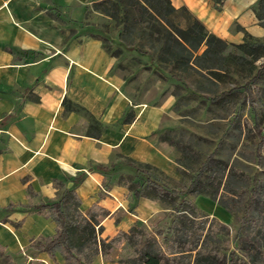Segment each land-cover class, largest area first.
Instances as JSON below:
<instances>
[{
    "label": "crops",
    "instance_id": "1",
    "mask_svg": "<svg viewBox=\"0 0 264 264\" xmlns=\"http://www.w3.org/2000/svg\"><path fill=\"white\" fill-rule=\"evenodd\" d=\"M171 1L229 43H241L244 32L264 41L257 0ZM91 5L92 0H0V217L19 228L12 231L15 239L7 234L15 247L32 236L37 243L55 234V223L36 207L53 199L57 187H75L84 216L93 207L95 213L106 211L98 217L99 238L106 241L159 210L158 202L136 198L124 186L100 189L103 175L96 167L108 171L115 156L170 169L168 146L157 139L169 102L135 103L127 94L119 57L106 51L107 33L94 23L104 16ZM68 100L99 122L97 137L89 136L82 111H66ZM103 255L91 264H113ZM56 257L50 260L56 263Z\"/></svg>",
    "mask_w": 264,
    "mask_h": 264
},
{
    "label": "trees",
    "instance_id": "2",
    "mask_svg": "<svg viewBox=\"0 0 264 264\" xmlns=\"http://www.w3.org/2000/svg\"><path fill=\"white\" fill-rule=\"evenodd\" d=\"M91 9L110 19L118 29L120 48L111 49L108 46L106 49L115 57L121 56L124 47L146 55L151 63H191L193 67L208 72L222 69L228 56L236 64H252L254 60L264 57V43L259 38L244 32L241 43H229L207 30L185 6L174 8L171 0H92ZM254 10L260 25L264 27V0H257ZM102 38L103 43L109 40L106 36ZM135 38L140 40L137 46L128 44ZM146 45L153 51L144 48ZM229 48L235 52L227 54ZM260 64L249 81L222 91L209 101L220 103L233 93L243 95L251 109L253 123L249 130L258 137L255 158L258 165H263L264 111L261 109L264 108V88L259 82H264V61ZM171 76L178 78L175 74ZM68 101L64 103L66 111H82L78 105ZM89 116L88 134L97 137L101 132L100 124ZM132 116V113H128L125 120L130 121ZM159 138L169 142L164 136ZM176 146L180 147L179 144ZM127 165L135 174L144 176L146 185L156 197L164 200L178 198L172 208V220L165 229L153 227L148 230L136 224L128 232L120 231L108 241L100 239L102 228L98 217L106 215V211L98 209L100 213H95L93 207L92 212L84 216L79 210L80 200L75 187L63 188L55 202L36 207L39 213L51 218L56 231L54 235L37 242L35 251L45 252L54 261L59 254L65 264H91L97 254L109 253L115 247L126 244L131 255L123 261L124 264H264V170H257L252 176L243 215L237 219L240 225L232 237L236 247L227 253L211 244L217 229L214 230L211 225L206 227V220L200 219L197 208L186 197L203 186L200 178L211 172L213 166L224 165L222 160L215 158L214 150L201 163L198 173L185 190L170 188L162 183L148 169L149 164ZM96 170L105 172L106 168L98 166ZM231 175L230 171L228 181ZM81 180V177L75 179L74 185ZM133 193L136 198L143 196L142 189H134ZM217 226L221 234H228L226 225L218 223Z\"/></svg>",
    "mask_w": 264,
    "mask_h": 264
},
{
    "label": "rangeland",
    "instance_id": "3",
    "mask_svg": "<svg viewBox=\"0 0 264 264\" xmlns=\"http://www.w3.org/2000/svg\"><path fill=\"white\" fill-rule=\"evenodd\" d=\"M89 14L87 13L86 17L93 20L94 16ZM94 23L107 33L105 36L109 40L104 42L105 49L108 46L111 49L120 48L118 29L110 19L98 17ZM139 41L135 38V41L128 44L137 46ZM144 48L153 51L149 45ZM226 51L227 54L235 52L233 48ZM263 61L264 57H261L252 64L248 62L236 64L228 56L223 62L222 69L208 72L193 67L191 63L188 65L158 61L151 63L146 55L124 47L119 57L118 69L126 80L125 91L135 103L144 101L154 106L161 102H169L168 114L163 122L165 126L158 133L157 139L168 146V154L171 157L170 169L165 172L150 164L148 169L168 187L185 190L198 173L201 163L213 150L215 158L224 162V165L213 166L211 172L205 173L200 178L203 186L187 194L186 197L197 208L200 219L206 220V227L211 225L214 230L217 229L211 244L217 245L220 250L227 253L236 247L232 237L240 225L237 219L243 215L252 176L257 170H264V164L258 165L255 158L254 150L258 137L249 130L250 124L253 123L251 109L243 95L233 93L220 103L210 102L209 99L222 91L249 81ZM172 74L177 75L178 78H173ZM259 85L264 88V82H259ZM261 111H264V108ZM81 114L90 121L88 114L84 111ZM160 136L166 137L169 142L160 140ZM115 159L108 171H101L103 175L100 183L101 192L113 186H124L132 195L134 189H142V198L158 202L159 210L154 215L146 212L144 220L136 224L148 230L153 227L165 229L172 220V208L177 204L178 198L164 200L156 197L146 185L144 176L137 175L133 170H129L130 168L124 167L127 163L137 164L136 162L120 159L118 156H115ZM230 171L232 175L228 181ZM227 181L229 183L226 187ZM61 192L62 189L57 187L55 197L44 201L55 202ZM1 220L2 217H0V264H60L59 262H62L59 256L56 257L57 262L53 263L46 254L35 251L32 244L35 245L38 236H29L28 243L13 246L7 234L13 236L14 229L20 230L17 226L2 223ZM218 223L226 225L228 234L219 232ZM15 238L13 236V239ZM130 255L128 246L121 244L103 257L113 264H124L123 261H126Z\"/></svg>",
    "mask_w": 264,
    "mask_h": 264
}]
</instances>
